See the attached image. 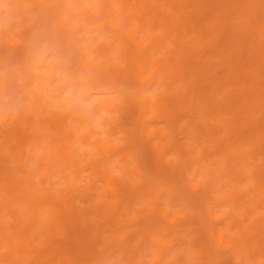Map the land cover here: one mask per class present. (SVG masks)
I'll return each mask as SVG.
<instances>
[{
    "label": "rangeland",
    "instance_id": "374dc122",
    "mask_svg": "<svg viewBox=\"0 0 264 264\" xmlns=\"http://www.w3.org/2000/svg\"><path fill=\"white\" fill-rule=\"evenodd\" d=\"M0 1V8L6 12L5 18L10 17L16 10L14 9V4L10 3L9 0ZM65 1L72 5L75 16L68 17L66 12L60 9L59 11L62 17H68L73 24L86 23V18L78 13L80 9L78 4L84 5L85 9H88L90 14L96 17L103 15L99 0ZM111 1L113 6L121 4L125 11L137 10L135 5L136 0ZM22 4L28 5V3ZM157 7L160 9V12L165 15L169 14L170 16V14H179L180 10L187 13L193 11L195 5L189 3L184 6L183 0H158L157 3L155 0H147L145 9L149 12L150 16L153 15ZM53 13L56 14L52 11L51 15ZM26 15L29 19L28 22L32 24L31 21H35V14L27 11ZM47 15L48 13H44L39 19L44 21ZM15 20L19 23L20 17H15ZM102 20L103 18L100 21L98 19L93 21L89 26L90 31L85 30V33L88 36L91 33L98 41L110 45L109 58L121 70L124 68L125 62L121 58L122 51L118 46L119 42L115 41V38L111 36V33L114 31L108 25L102 24ZM112 20L113 22H119V16L115 10ZM117 23L114 24L117 25ZM102 25H104L103 29L101 28ZM139 25V22L135 21V19L129 18L126 28L131 31H137V34L143 41H147V36L153 34L154 31L150 29V25L147 23L144 28L138 31L136 29L139 28ZM8 31L11 38L16 42V46L12 47L6 41L0 40V47L4 51L16 53L24 47L22 46V41L26 40V30L21 25H16ZM194 35V29L179 25L175 34L171 37L170 41H167L163 48L152 47L151 52L154 54V57L160 59L162 62L165 60L164 55H168L172 56V63L182 65L187 51H182L181 56H178L177 49L172 50L174 44L170 42L174 41L177 44L179 41L187 40L188 36ZM121 40L126 45V48L134 50V45L130 40L126 38H121ZM82 43L85 45V50L89 52V56L92 59L98 60L100 54L96 45L87 44L83 40L78 39L77 34H75V37H72L70 43H66V46L51 42H31L33 45H40L39 54L44 57L45 62L39 63L37 57L27 60L30 69L45 76V80L41 84H39L36 78H29L30 85L46 97L47 104L40 108L31 103V97L26 90L21 95L15 93V90L20 88L22 82L16 77V74H10L11 71L6 67V63L10 65L13 71H15L16 63L11 59L8 61H5L3 58L0 59V83L2 82L1 76L12 78L9 90L13 100L12 106H10L7 97L0 95V157L5 158L1 162L0 173L4 169L8 171L10 178L13 171L16 170V161L12 152L18 149L19 134H37L43 137L50 133V130H54L48 123L59 121L63 114H68L63 121L66 128L74 131L71 147L82 164V167L78 168L79 172L77 174L74 173L73 170L75 168L67 161L55 164L58 159L54 150L55 145L49 146L43 140L36 146L24 148L21 158L22 167L16 171H19L20 176L25 177L26 171L32 170L33 188H43L45 191H52L55 195H57L56 191L58 190L60 193L56 197L59 200L62 199V193L72 195L74 206L80 211H90L94 206L99 209H106L109 205L117 207L116 211L118 213H124L125 216L120 218L118 222L115 220L112 225L110 224V227H106L109 225V222L99 216H95L92 211L88 214L89 222L101 221L99 238L103 244L110 241L109 231H104L107 228L114 230V236L119 238L108 249L109 258L114 264H128V259L132 260V264H264V228L260 227L259 224H252V217L256 219L264 217V158L254 153L253 144L250 141L236 142L234 136L231 138L227 137L226 135L230 132L229 127L221 122L219 134L221 137H227L226 140L224 139V142L228 145V148L232 152L237 150V153L243 155L245 160L250 162V166L248 167L242 162L241 157H236L229 162V166L227 167L228 172L221 171L219 168L222 166V144L218 143L214 145L209 141H205V137H202V135H198L200 130L204 129L206 125L205 121L212 123L213 120H221L222 116H227L231 122L234 121V118L231 117L233 113L228 108L232 102L228 100V95L238 87L235 81L232 79L226 81L218 93L211 92V82L209 80H205L203 83L192 82L188 88V95L186 97L183 96L185 99L195 96L198 112L185 108L178 115L180 119L175 139L187 146L195 147L197 154L201 155V157H203L201 147L205 145L207 156L201 162L192 164L191 168L186 172L185 177L189 185L184 181L181 187H177L175 177L164 174L155 175L151 172L149 165L146 164L147 160L144 153L147 151L152 154L154 151L151 145L155 143L161 144L162 142L156 135L149 137V139L147 137L144 138L143 135L138 137L141 127L140 121L144 117V112L140 111L139 118L136 115H126L128 108L123 105L125 90L120 81L113 79L114 82L111 83L112 91H108L107 93L96 91L91 96V99L95 102H101L107 97L109 102L116 103V108L99 111L92 114L89 121L86 119L85 111L80 107L85 106V108L89 109L88 105L90 104L89 101H84L81 96L82 87L80 78L84 67L79 58V44ZM206 49H210V47ZM177 57H179V62H176ZM214 60H217V58ZM102 68L104 69L105 66ZM257 68V70L263 71L264 65L259 64ZM154 69L155 67L151 65L143 67V74H148V72ZM212 71L217 75L227 73L224 65L219 62ZM48 77H51L52 80L46 81ZM56 85L61 86L58 91L55 90ZM173 85H175L174 75L169 74L165 69H161L156 72V80L151 84V87L146 84L144 88L149 94L150 99L155 100L158 94L170 95ZM202 89H205V92L211 97L209 105H205L200 100V95L203 93ZM73 90H75L77 97V108L75 109L70 106L67 98ZM60 93L63 98L59 96ZM187 103L186 101L185 104ZM17 106L26 109L27 116L30 118L26 123H21L22 116L16 111ZM155 107L152 108V111H156L153 112L157 115V119L155 121L150 120L146 125L149 132L158 128L166 136L165 144H167V149L165 150L164 158L156 160V165L166 170L165 172L167 173L170 171L169 169H171L173 163H178L179 161L176 152L171 147L170 128L164 119L163 113ZM100 115H103L110 121L101 123ZM263 116L264 112L263 108H261L253 115L252 119L261 120ZM88 125L92 128L93 135L102 141L106 149L105 154H101L95 143L86 140V138H80L82 134L88 133L90 129ZM18 126H21V129ZM132 127H135L134 132L130 131ZM15 128L18 131L13 136L10 132ZM241 131L242 129L238 128L236 135ZM129 137L133 140L131 143ZM141 142L144 143L143 148L139 147V152L133 154L134 148L138 147V144ZM242 149L249 151L250 156L245 155L246 151L242 152ZM185 152L188 153L189 151H182V153ZM37 155H43L44 160L53 166L51 171L45 174L44 181L41 184L38 183L41 180V176L44 175V164L36 163L34 159L29 158L30 156ZM95 167L96 169H94ZM207 168L216 169L214 177L208 183L207 181L210 179V176L207 173ZM259 168L263 170V175L258 173ZM107 172L111 174L114 181L107 178ZM144 172L154 175L151 179L152 181L143 185L141 184L142 187L140 185V189L127 191V185L135 186L142 183L146 176ZM237 172H244L248 177H244L242 181L238 182L233 176ZM202 183L206 184L202 186ZM206 185L208 186L205 189L207 192L206 201H209V207L214 213L223 217L222 220L210 219L209 214L206 213V205L201 201V195L205 191L202 187L205 188ZM156 186L160 187L158 191L156 190ZM232 189L240 191L237 194L238 200L233 202L231 199H222V195L231 193ZM139 191L143 192V194ZM159 193L161 195L157 197ZM213 195L217 196L218 199H209V196ZM0 197H3L1 193ZM151 199H156L163 209H168L172 215H179L180 217L170 225L166 224L163 218H157L154 220L156 226H151L149 234L143 237L140 230H138L140 223L135 224V222L141 217L139 207H149L152 202ZM238 201L243 202L247 207H253V212H246ZM23 202L25 203V201ZM38 203L40 204L36 220L38 230L34 232L35 239L32 243L40 248L47 246V252L53 249L56 250V246L57 249H63L59 246L62 244V235L60 233L53 232L49 241L45 244L41 242L43 239H46L45 228L50 225L48 219H46V215L53 212L55 206H59L61 203L59 201L55 203L38 201ZM21 205L23 207L26 206ZM22 206L18 208L17 204L13 205L15 210L14 220L10 218L11 207L1 210L0 226L4 227V231L11 233L10 229L12 228L8 224H14L17 219L21 218L23 212H19V210ZM229 213L234 214L242 223V226L247 231L246 238L238 235L237 228L228 218ZM104 217H106L105 214ZM211 229L216 233H223V235L217 237V239L219 238V243L217 244L215 243L214 236H212ZM150 235L156 236L165 244L167 246L166 250L160 252L158 245L151 240ZM230 238H234V241H231ZM96 240L95 237L89 238V242H95ZM222 241L223 243H221ZM254 241L260 243L261 249L252 244ZM11 242L12 240H0V254L3 253L4 249ZM126 244H128L129 250L126 254H123L121 247ZM245 244L249 247L248 252L244 248ZM18 254L23 253L19 251ZM36 254L32 252L27 255V258L34 259L31 264H34L37 257ZM208 255L214 256L216 258L215 261H210ZM23 257H25L24 254ZM36 260L38 259L36 258ZM0 264L10 263L0 258ZM83 264H94V262L85 260ZM102 264L108 263L106 261Z\"/></svg>",
    "mask_w": 264,
    "mask_h": 264
},
{
    "label": "bare ground",
    "instance_id": "6f19581e",
    "mask_svg": "<svg viewBox=\"0 0 264 264\" xmlns=\"http://www.w3.org/2000/svg\"><path fill=\"white\" fill-rule=\"evenodd\" d=\"M9 1L14 4V9L16 10L10 17L5 18L6 12L0 8V40L6 41L12 47H15L16 42L11 38L8 30L16 25H21L25 28L26 40L22 41V46L24 47L16 53L4 51L0 47V59L3 58L5 61L11 59L16 63L15 71L11 70L10 65L6 63V67L11 71L10 74H16V77L22 82L20 88L15 90V93L21 95L26 90L31 97V103L35 104L37 108L46 105L47 100L45 96L37 92L30 85L29 78L34 77L41 84L45 80V76L30 69L27 60L37 57L39 63L45 62L44 57L39 54L40 45H33L31 42H51L66 46V43H70L72 37H75V34H77L78 39L83 40L87 44L96 45L100 54L98 60L92 59L89 56V52L85 50V45L83 43L79 44V58L84 67L83 74H81L80 78L82 87L81 96L84 101L90 102L88 105L89 109L85 108V106H80L85 111L86 119L89 121L91 115L99 111L116 108V103L109 102L107 97L101 102H95L91 99V96L96 91L104 93L112 91L111 83L114 82L113 79L120 81L125 90L123 94V105L128 108L126 115H136L139 118L140 111L142 110L144 112V117L140 121L141 127L140 132H138V137L143 135L144 138L147 137L149 139V137L156 135L162 142L161 144L155 143L151 145L154 151L152 154L147 151L144 153L145 159L147 160L146 164L149 165L153 174L173 176L176 178V186L181 187L184 181L187 182L185 174L191 168L192 164L199 163L206 158L205 145L201 147L203 155L201 157V155L197 154L195 147L187 146L175 139V133L180 119L178 115L185 108L198 112L195 96L186 99L183 96L186 97L188 95V88L192 82L203 83L205 80L211 82V92L214 93H218L222 85L230 79L234 80L236 86H238L234 92L228 95V100L232 101L228 108L233 113L231 117L234 118V121H229L227 116H222V121L213 120L212 123L205 121L206 125L204 129L198 133V135L205 137V141H209L214 145L218 143L222 144V166L219 170L226 172L229 162L236 157H241L242 162L246 166H250V162L245 160L243 155L237 153V150L232 152L228 148V145L224 142L227 137L231 138L234 136L236 142L250 141L253 144L254 153L264 158V116L261 120L252 119L253 115L259 109L263 108L264 112V70H257L259 64L264 65V0H183L184 6L193 3L195 5L194 10L188 13L180 10L179 14H170V16L169 14L165 15L160 12L158 7L153 15L150 16L149 12L145 9L147 0H136V11H125L121 4L113 6L111 0H99V5L103 13L101 15L102 17H96L90 14V11L85 9L84 5L78 4V7H80L78 13L86 18V23L84 24H73L71 22L68 17H74L75 13L72 5L65 0ZM155 1L156 3L158 2V0ZM22 3H28V5ZM59 9L66 12L68 17H62ZM114 10L119 16L118 23L112 20ZM27 11L35 14V21H31L32 24L28 22ZM52 11L56 14L53 13L51 15ZM44 13H48V15L43 21L39 18ZM15 17H20L19 23L15 20ZM101 18H103L102 24L108 25L114 31L111 33V36L115 38V41L119 42L118 46L122 51L121 58L125 62V66L121 70L109 58L110 45L98 41L91 33L89 36L85 33V30L90 31L89 26L93 21L96 19L100 21ZM129 18L139 22V28L136 29L138 31L144 28L146 23L150 25V29L154 33L147 36V41H143L137 34V31H131L126 28ZM114 23H117V25ZM104 25H102V29ZM179 25L190 27L195 32L194 36H188V39L185 41H179L177 44L174 41L170 42L174 44L172 50L177 49L178 56H181L182 51H187L183 64L176 65L172 63V56L168 55H164L165 60L162 62L160 59L154 57L151 48H163L167 41H170L171 37L175 34ZM121 38L130 40L134 45V50L126 48ZM207 47H210V49H206ZM215 58L217 60H214ZM179 61V57H177L176 62ZM218 62L224 65L227 73H223L222 75L213 73L212 70ZM148 64L155 67V69L144 75L142 68L149 66ZM101 66H105V68L103 69ZM161 69H165L169 74L174 75L175 85L172 86L170 95L158 94L156 98L154 97L155 100H151L144 86L148 84L151 87V84L156 80V72ZM1 77L0 95L7 97L10 106H12L13 100L9 90L12 78L9 76ZM50 79L52 80L51 77H48L46 81H50ZM60 88L61 86L59 85L55 86L56 91ZM202 91L200 100L205 105H209L211 97L205 92V89H202ZM59 96H61V93ZM67 98L70 106L74 109L77 108L75 90ZM186 101L188 102L187 104H185ZM155 106L163 113L164 119L170 128L171 147L176 152L179 161L178 163H173V166L167 173L165 172L166 170L156 165V160L164 158L165 150L167 149V144H165L166 136L158 128L149 132L146 125L150 120L155 121L157 119V115L153 112L155 110L152 111V108ZM16 111L22 116V124L30 120L27 116L26 109L17 106ZM67 115L63 114L59 121L48 123L54 130H50V133L43 137L37 134L18 135V149L12 152L14 160L16 161V170L22 167L21 158L24 148L36 146L43 140L49 146L55 145V154L58 156L55 164L67 161L75 168L73 170L74 173L77 174L79 172L78 168H81L82 164L77 159L71 147L74 131L64 126L65 122L63 120ZM100 116L101 123L110 121L103 115ZM88 121L87 123H89ZM221 122L229 127L230 132L226 135L227 137H221L219 134ZM18 127L21 129V126ZM17 128L10 132L13 136L16 135ZM238 128L242 129V131L236 135ZM131 130L134 132L135 127L130 128ZM80 138H86V140L95 143L101 151V154L106 153L102 141L93 135L91 127L88 133L82 134ZM129 140L130 143L133 141L131 137H129ZM143 145V142L139 143L138 147H135L132 153L137 154L139 147L143 148ZM184 150H188L189 152H185L186 154L182 153ZM245 151L242 149V152ZM133 154L131 155L133 156ZM245 155L250 156V152L246 151ZM29 158L34 159L36 163L44 164V175L41 176V180L38 183L41 184L44 181L45 174L49 173L53 166L44 160L43 155L30 156ZM4 160L5 158L0 157V166ZM136 163L138 164L137 161ZM259 169L258 173L263 175V170L261 168ZM16 170L13 171L10 178L8 171L3 169L0 173V193L3 195V197H0V212L3 209L11 207L10 218L14 220L15 210L13 205L17 204L18 208L22 206L21 204L26 206H22L19 210V212H23L21 218L17 219L14 224H8L12 228L10 229L11 233L4 231V227L0 226V240H12L4 249L3 253L0 254V258L5 259L10 264H31L34 259L27 258V255L35 252L37 253L36 258L38 260L35 258L34 264H52V262L53 264H83L85 260L92 261L94 264H102L106 261L108 264H114L109 258L108 249L119 238L114 236V230L107 228L104 231H109L110 241L103 244L99 238L102 223L98 220L93 223L89 222L88 214L92 211L95 216H99L109 222V225L106 227H110L115 220L117 222L120 221V218L125 216L124 213H118L116 211L117 207L109 205L106 209H99L94 206L90 211H80L74 206V198L72 195L62 193V199L59 200L56 197L60 193L58 190L56 191L57 195H55L52 191H45L43 188L44 191L41 188L34 189L32 170H27L25 177L20 176L19 171ZM215 171L216 169L214 168H207V173L210 176L207 183L214 177ZM144 173L146 176L142 183L135 186L127 185L126 190L140 189L141 184L143 185L144 183L152 181L151 179L154 175L148 172ZM106 176L109 180L114 181L108 172ZM233 176L238 182L242 181L244 177H248L244 172H237ZM204 184L206 183H202V186ZM207 187L206 185L205 188H202L205 190ZM159 188V186H156L157 191ZM139 192L143 194V192ZM238 192L240 191L232 189L231 193L223 194L222 199H231L233 202H236L238 200ZM160 195L159 193L157 197ZM206 196L207 192L205 190L201 195V201L206 205V213L209 214L210 219L222 220L223 217L214 213L209 207V201H206ZM209 199H218V197L213 195L209 196ZM151 200L152 202L149 207H139L141 217L135 222V224L140 223L138 230H140L143 237L149 234L151 226H156L154 220L157 218H163L164 222L170 225L180 217L179 215H172L168 209H163L156 199ZM38 201L45 203L59 201L61 203V205L55 206L53 212L46 215V219H48L50 225L45 228L46 239H43L41 242L45 244L49 241L53 232L60 233L62 235V244L59 246L63 249H57L56 246V250L53 249L47 252V246L40 248L32 243L35 239L34 232L38 230V224L36 223L40 206ZM238 202L246 212H253V207H247L243 202ZM104 214L106 217H104ZM228 218L237 228L238 235L246 238L247 231L239 219L232 213L228 214ZM252 224H259L260 227L262 226L264 228V217L258 219L252 217ZM211 233L214 236L215 243H219V238L217 239V237H220L223 233H216L212 229ZM92 237H95L97 240L95 242H89V238ZM150 238L158 245L160 252L166 250L167 246L156 236H151ZM230 239L234 241V238ZM252 244L261 249L259 242L254 241ZM244 248L248 252L249 247L246 244ZM128 250V244L121 247L123 254H126ZM19 251H22L25 257H23V254L19 255ZM208 259L215 261L216 258L208 255ZM127 263L132 264V260L128 259Z\"/></svg>",
    "mask_w": 264,
    "mask_h": 264
},
{
    "label": "clouds",
    "instance_id": "9594fccd",
    "mask_svg": "<svg viewBox=\"0 0 264 264\" xmlns=\"http://www.w3.org/2000/svg\"><path fill=\"white\" fill-rule=\"evenodd\" d=\"M69 94H71V93H69Z\"/></svg>",
    "mask_w": 264,
    "mask_h": 264
}]
</instances>
